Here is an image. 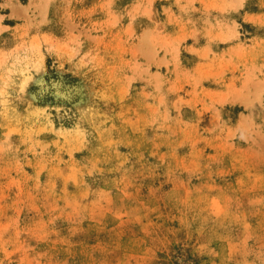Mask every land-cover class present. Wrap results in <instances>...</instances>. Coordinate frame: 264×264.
<instances>
[{"label": "rangeland", "instance_id": "374dc122", "mask_svg": "<svg viewBox=\"0 0 264 264\" xmlns=\"http://www.w3.org/2000/svg\"><path fill=\"white\" fill-rule=\"evenodd\" d=\"M0 264H264V0H0Z\"/></svg>", "mask_w": 264, "mask_h": 264}]
</instances>
